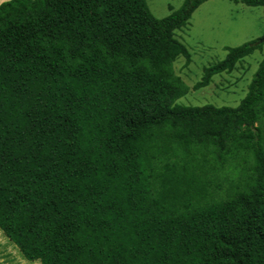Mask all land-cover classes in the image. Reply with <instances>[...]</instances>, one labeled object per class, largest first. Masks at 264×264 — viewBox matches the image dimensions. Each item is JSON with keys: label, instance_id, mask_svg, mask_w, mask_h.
I'll use <instances>...</instances> for the list:
<instances>
[{"label": "trees", "instance_id": "trees-1", "mask_svg": "<svg viewBox=\"0 0 264 264\" xmlns=\"http://www.w3.org/2000/svg\"><path fill=\"white\" fill-rule=\"evenodd\" d=\"M205 1L163 18L146 0L0 3V231L23 259L264 264V59L236 107L179 101L175 31Z\"/></svg>", "mask_w": 264, "mask_h": 264}, {"label": "rangeland", "instance_id": "rangeland-1", "mask_svg": "<svg viewBox=\"0 0 264 264\" xmlns=\"http://www.w3.org/2000/svg\"><path fill=\"white\" fill-rule=\"evenodd\" d=\"M9 0H0L1 2ZM184 0H146L152 15L168 16ZM183 43L190 62L177 58L173 69L190 91L180 98L185 105L236 107L245 96L262 59H264V15L260 6H247L235 0H206L191 15L187 25L175 31ZM254 42L261 45L236 65L231 73L214 75L210 84L198 90L192 87L202 79L203 70L223 60L228 48ZM229 167L227 165L226 169ZM0 264H40L22 258L19 250L0 231Z\"/></svg>", "mask_w": 264, "mask_h": 264}]
</instances>
